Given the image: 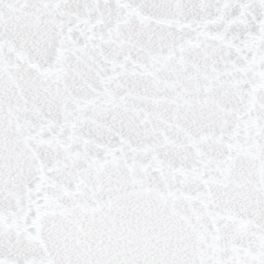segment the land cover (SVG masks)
Segmentation results:
<instances>
[{
    "label": "snow or ice",
    "instance_id": "6c2138e0",
    "mask_svg": "<svg viewBox=\"0 0 264 264\" xmlns=\"http://www.w3.org/2000/svg\"><path fill=\"white\" fill-rule=\"evenodd\" d=\"M0 264H264V0H0Z\"/></svg>",
    "mask_w": 264,
    "mask_h": 264
}]
</instances>
